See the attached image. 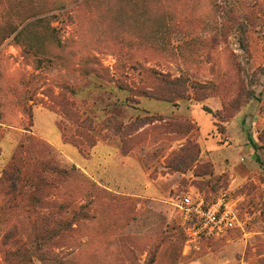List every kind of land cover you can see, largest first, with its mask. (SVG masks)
Segmentation results:
<instances>
[{"label": "rangeland", "instance_id": "obj_1", "mask_svg": "<svg viewBox=\"0 0 264 264\" xmlns=\"http://www.w3.org/2000/svg\"><path fill=\"white\" fill-rule=\"evenodd\" d=\"M222 194L238 227L187 247L172 199ZM36 236L65 264H264V0H0V264H43Z\"/></svg>", "mask_w": 264, "mask_h": 264}, {"label": "built area", "instance_id": "obj_2", "mask_svg": "<svg viewBox=\"0 0 264 264\" xmlns=\"http://www.w3.org/2000/svg\"><path fill=\"white\" fill-rule=\"evenodd\" d=\"M182 215L187 232V247L204 238L221 237L239 225L235 201L227 194L208 202L201 196L185 195L172 199Z\"/></svg>", "mask_w": 264, "mask_h": 264}, {"label": "trees", "instance_id": "obj_3", "mask_svg": "<svg viewBox=\"0 0 264 264\" xmlns=\"http://www.w3.org/2000/svg\"><path fill=\"white\" fill-rule=\"evenodd\" d=\"M241 28V33H240V43L242 44V47L244 48V50H246V43H247V39L245 37L246 36V33H247V30L243 27V26H240ZM17 31V28H13L12 29V33L11 35H13L14 33H16ZM55 31V30H54ZM22 31H20L16 36H14V39L17 41L19 40V37L22 35ZM163 81V80H162ZM163 83L165 84H169V85H181V86H188V82L187 81H184L183 78H177V79H174V80H166L164 79ZM174 95H177L179 97H181L182 94H177V93H174ZM251 143H252V146L254 148L255 151H258L259 147L257 146V144H255V142L253 141V139H250ZM256 159H259L258 156H256ZM233 230V229H232ZM232 230H229L227 232V234L229 232H231ZM34 243H36V247H35V251H36V259L38 261H42L43 264H65V262L60 259L58 261V256H55V255H51V256H44L43 254L45 253V249L43 248V246L41 244H39L38 242H43L44 241V238H42L41 240L38 239V237L36 236L34 239H33ZM23 246L25 245H22V246H19L17 247L13 252H8L6 253V256H5V260L7 263H11L12 261H16L17 259L20 258L21 254H26V255H31V250L30 248H23ZM43 255V256H42ZM18 261V260H17ZM20 263V261H19ZM28 264H33V260L31 258H29L28 260Z\"/></svg>", "mask_w": 264, "mask_h": 264}, {"label": "crops", "instance_id": "obj_4", "mask_svg": "<svg viewBox=\"0 0 264 264\" xmlns=\"http://www.w3.org/2000/svg\"><path fill=\"white\" fill-rule=\"evenodd\" d=\"M246 168H249L248 166H246ZM245 168V166L243 165L241 167V172H242V176L248 177L252 172L249 169V171Z\"/></svg>", "mask_w": 264, "mask_h": 264}]
</instances>
